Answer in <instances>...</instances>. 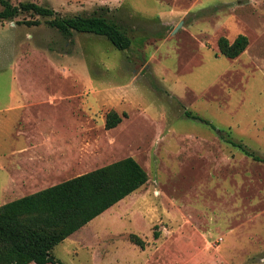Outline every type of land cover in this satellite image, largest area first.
Wrapping results in <instances>:
<instances>
[{
  "label": "rangeland",
  "instance_id": "obj_1",
  "mask_svg": "<svg viewBox=\"0 0 264 264\" xmlns=\"http://www.w3.org/2000/svg\"><path fill=\"white\" fill-rule=\"evenodd\" d=\"M23 1L61 15L109 8L132 36L120 50L93 33L69 42L38 15L39 25L19 23L27 13L0 21V107L28 98L21 87L32 99L68 100L78 107L80 146H94L87 169L133 156L149 174L56 246V256L64 264H178L177 238L199 228L208 239L196 232L197 245L209 241L202 264L212 254L220 264H264V162L232 143L264 158V0H11ZM239 33L247 49L223 55L219 37ZM110 110L127 116L108 129ZM19 124L15 111L0 112V134ZM1 174L0 205L14 196L2 193ZM131 233L146 241L137 247L143 259L125 260L135 256Z\"/></svg>",
  "mask_w": 264,
  "mask_h": 264
},
{
  "label": "trees",
  "instance_id": "obj_2",
  "mask_svg": "<svg viewBox=\"0 0 264 264\" xmlns=\"http://www.w3.org/2000/svg\"><path fill=\"white\" fill-rule=\"evenodd\" d=\"M0 3L3 6L0 21L14 20L27 13L31 17L19 23L39 25L42 23L40 17L47 18V23L69 42L74 41L75 32H84L105 36L120 50L132 45L129 24L122 17L109 14V8L61 15L54 8L34 1L13 4L11 0H0ZM248 45L249 37L243 33L233 40L226 36L218 39L219 51L229 58L240 56ZM185 114L210 123L188 109ZM123 116L127 113L121 115L110 110L106 115V128L116 127ZM232 143L255 160L264 162L263 157L251 153L243 144ZM148 179L144 166L133 156H127L1 204L0 264H64L55 254L56 246L145 185ZM155 236L159 233L155 232ZM130 240L141 247L146 245V241L135 233L130 234Z\"/></svg>",
  "mask_w": 264,
  "mask_h": 264
},
{
  "label": "crops",
  "instance_id": "obj_3",
  "mask_svg": "<svg viewBox=\"0 0 264 264\" xmlns=\"http://www.w3.org/2000/svg\"><path fill=\"white\" fill-rule=\"evenodd\" d=\"M20 90L28 98L12 101L4 108L0 107V112L5 114L15 111L20 119L19 127L14 133H7L6 136L0 134V170L4 180L2 193L14 195L9 201L96 169H87L88 163L93 160L94 146L85 147L79 144L77 105L71 107V102L64 99H32L29 94L31 88L21 87ZM111 208L113 206L105 212ZM196 232L203 239H208L206 230L196 228L189 233L183 231L176 240L178 264H191V260L202 264L199 258L202 257L203 250L209 249V241L204 246L197 245L200 238L195 235ZM168 235L171 239L175 232ZM212 245L217 244L212 241ZM137 247L138 245L129 243V249H132L131 253L134 252L135 256L128 255L125 260L144 258ZM174 254L173 252V257ZM187 257L191 259L187 260ZM215 258L214 254L210 256L211 264L222 263ZM230 264L234 263L230 261Z\"/></svg>",
  "mask_w": 264,
  "mask_h": 264
},
{
  "label": "built area",
  "instance_id": "obj_4",
  "mask_svg": "<svg viewBox=\"0 0 264 264\" xmlns=\"http://www.w3.org/2000/svg\"><path fill=\"white\" fill-rule=\"evenodd\" d=\"M219 240H222V238H220Z\"/></svg>",
  "mask_w": 264,
  "mask_h": 264
},
{
  "label": "water",
  "instance_id": "obj_5",
  "mask_svg": "<svg viewBox=\"0 0 264 264\" xmlns=\"http://www.w3.org/2000/svg\"><path fill=\"white\" fill-rule=\"evenodd\" d=\"M178 28V27H177Z\"/></svg>",
  "mask_w": 264,
  "mask_h": 264
}]
</instances>
